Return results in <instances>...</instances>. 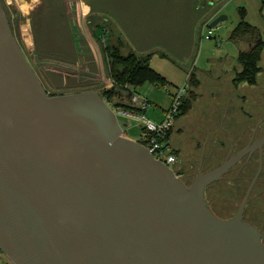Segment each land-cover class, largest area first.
<instances>
[{"label":"water","instance_id":"water-1","mask_svg":"<svg viewBox=\"0 0 264 264\" xmlns=\"http://www.w3.org/2000/svg\"><path fill=\"white\" fill-rule=\"evenodd\" d=\"M197 1L203 8L220 0ZM225 19L218 15L207 26ZM117 114L98 92L46 93L0 3V251L6 258L12 264H264L263 236L243 221L262 169L264 136L210 172L199 168L186 187L121 136ZM253 149L258 169L236 213L217 218L205 189Z\"/></svg>","mask_w":264,"mask_h":264},{"label":"rangeland","instance_id":"rangeland-1","mask_svg":"<svg viewBox=\"0 0 264 264\" xmlns=\"http://www.w3.org/2000/svg\"><path fill=\"white\" fill-rule=\"evenodd\" d=\"M61 1H54L55 3L60 2L61 5L56 4L57 6L53 5L52 8L56 9L57 14L64 11L69 29L67 32L69 37L67 36V38L71 42L73 40L76 48L73 56L74 58L77 57L81 65H63L55 62L59 59L44 58L42 56L39 59L36 57V60H39L37 63L32 53V47L27 46L21 40L22 38L18 36L19 29L17 26H22L24 20L21 21L22 17L17 12L14 2L12 0H0L10 16L11 28L16 35L13 34L15 41L20 45L24 57L40 84L51 96L80 92L100 93L113 85H109L111 79L107 75L106 57L103 51L105 48L102 47L104 43L96 42L90 34L93 22L97 23L99 21L100 24L105 25L109 45L117 49L121 55L129 53V51L125 40L118 31V26L113 24V18L119 20L125 33L140 50L146 49L151 53L163 52L173 61H178L174 53L190 52L192 59L186 63L181 62L182 68L189 66L187 69L183 68L184 70L176 67L170 63V60L166 59L162 60L154 57L149 62L150 67L156 72L173 80L176 88H180L186 82L185 72H191L193 82L195 80L198 82L197 85H191L194 95L192 100L195 101H193L192 108L185 115L178 118L177 123L174 125L175 131L178 130L175 134H172V132L170 134L172 146L178 148V151L176 150L178 153L176 175L180 176L179 179L183 183L187 181L190 184L196 177L199 169L198 162L201 158L204 159L205 156L207 158L210 154L214 156L210 160L204 159L200 168L201 173L210 172L221 164L227 153V147L226 137L222 136L220 128L223 127L224 129L226 126L229 127L231 123L235 124L236 122L239 123L241 129H243V126L264 125V121H260L262 120L261 114L264 113V55L261 63L262 73L259 75L256 85L236 89L230 83L231 70L236 65L238 50L245 46L242 44L235 45L229 41L230 33L239 23V9L243 8L245 10V21L250 26L258 29L264 39V20L259 13L260 0H220L212 6H204L203 8L199 6L197 0ZM42 2L44 3L45 0H42ZM81 2L91 5L92 12L98 11L102 16L98 17L92 14L90 19H79L76 4ZM53 15L55 17L56 14L53 13ZM218 15H224L226 19L213 29L205 28V24ZM193 22H195L193 30L194 46L186 47L188 45L186 42L187 35L185 34L187 32L186 26L191 27ZM208 30L211 31V38L205 40L203 36L206 35ZM101 37L105 39L106 35ZM69 48L70 45H68ZM190 49L191 51H189ZM79 53L83 54V57H80ZM66 57H72L71 53H67ZM219 59L225 61L223 68H220V63L213 61ZM38 64L43 66L38 67ZM46 66L59 67L68 73L76 72L81 78L78 77L79 79L76 80L71 77L55 75L59 73H53L52 69L44 68ZM92 68L94 76L89 74ZM194 68L200 70L199 74ZM98 76L102 78V82L97 81L96 77ZM174 89L171 88L170 93L175 92L176 89ZM132 94L139 101L149 103L143 115L146 120L155 124L162 121L163 116L160 110L171 102V94L169 96L168 91L155 85L143 84L135 88ZM110 107L112 108V106ZM114 112L118 113L115 110ZM127 114L130 116L117 114L122 129L121 136L125 139L130 137L135 141H139L144 123L134 118L138 116L136 113L128 112ZM254 114H258V116L253 120L252 115ZM261 129H264V127H261ZM254 171L255 168H252L249 173ZM232 173L234 172L231 171L225 177H222L219 183L208 187L204 193V200L208 203L210 210L222 220L230 219L229 217L236 213L242 199L239 194L243 196L252 177L242 180L241 190L237 191L235 188L232 190V186H234ZM245 221L254 225L264 238V176L258 182L250 197L246 208ZM3 262L12 264L6 256L0 264Z\"/></svg>","mask_w":264,"mask_h":264},{"label":"trees","instance_id":"trees-1","mask_svg":"<svg viewBox=\"0 0 264 264\" xmlns=\"http://www.w3.org/2000/svg\"><path fill=\"white\" fill-rule=\"evenodd\" d=\"M54 1L56 2L59 0H45L44 3L42 2V0H40L39 2L40 4H38L34 8V10L31 12L29 16V36L32 42V49H33L32 53L33 56L35 57L34 59L38 63L39 61L38 59L42 56L44 58L59 59V61H55V62L63 65H70V66L81 65L77 60L76 55H75L76 58H74L73 56V54H75L76 51V48L73 44V40L71 42V40L67 38V36L69 37V35H67L69 29L64 11H60V13L58 12L59 14H57L56 9L54 10L52 7L53 5L57 6L58 4H60V2L55 3ZM1 6L4 15L7 19V22L9 24V27L13 32L11 28L10 16L7 13V9L5 8V6H3V3H1ZM90 10L92 11L91 5H90ZM263 12H264V0H260L259 13L264 20ZM53 13L56 14L55 17ZM238 14H239V23L234 27V29L232 30L229 36V41L232 42L233 44L245 45L244 48L238 50L236 56V62H235L236 65L231 70L232 71L231 85L236 89L244 86L253 87L254 85L257 84V79L259 75L262 73L261 63L264 55V39L262 38V35L260 34L259 30L250 26L245 21L246 12L243 8L239 9ZM100 20L104 21L103 19ZM21 21H23V19ZM17 27L19 29L18 36L22 37L23 32L25 30V26L23 24L22 26L18 25ZM12 34L16 36L14 32ZM90 34L91 37L96 42L98 43L102 42L105 44V45L103 44L102 47L105 48L103 51L106 57L107 75L113 82V85L109 89L103 90L99 93L101 98L109 106H112V109H114L115 111L118 112L121 111L123 113L130 112L134 114L136 113L137 115H141L143 111L130 104V99L133 96L132 94L133 90L139 86H142L143 84H151L161 88H165L167 85L165 79L150 68L149 59L151 55L138 56L132 52H129L125 55L119 54L117 49L109 45V41H108L109 38L107 37L108 36L107 28L103 23L100 24L99 21L97 23L96 22L92 23V28H90ZM105 35H106L105 39L104 37H101ZM69 43H71L72 45ZM68 45H70L69 48L70 50L68 49ZM18 46L20 47V45ZM67 53H71L72 57H66ZM79 55L80 57H83V54L79 53ZM36 57H38L37 60ZM41 66L43 65L38 64V67ZM44 68L52 69V71H54L53 73H59L55 75H60V76L62 75L63 77H71L72 79H76V80L81 78V76H79L78 73L73 71L72 73L70 72L68 73L66 70H62L59 67L46 66ZM190 73L188 74V79L186 82L188 89L186 91V94L180 101V106L178 107V111L174 119V124L165 134V138L168 141L169 145L171 146L173 154L177 157V159H178L177 156L178 148L172 146L170 134L171 132L172 134H175V132L178 129L175 131L174 125L175 123H177L178 118L185 115L186 112L190 111L193 105L194 100L192 99L194 95L191 90V88H193L191 87V85L192 84L197 85L198 82L197 80L193 82L192 80L193 74ZM89 74L91 75L94 74L93 68L92 70L90 69ZM124 86H126L127 88H124ZM257 116L258 114L252 115L253 120ZM261 117L262 120L260 121L262 122L264 121V113L261 114ZM257 122H258V118H257ZM253 126L254 125L243 126V129H241L239 123L236 122L235 124L231 123L229 127L226 126L224 129L223 127L222 129L220 128V130L222 131L221 132L222 136L226 137L227 152L230 148L234 136L240 131H245V132L248 131ZM261 127H264V125H261ZM261 130L264 131V129ZM212 155L213 154H210L207 158L205 156L204 159L206 158L207 160H210V158L214 157ZM252 168L253 169L255 168L256 171L257 168L256 163H252L248 165L244 170L245 172H249ZM177 169H178V165H175L173 168L174 173L177 172ZM251 173L252 172H250V174ZM263 176H264V172L261 175L259 181L262 179ZM217 182L219 181L213 182L212 184H215ZM240 187H241V183H239V188ZM234 188L236 189V183H234V186H232V190ZM239 197H243L242 194H239ZM248 203L245 207V211L243 214V221L246 223H248L247 221H245V213H246V208L248 207ZM207 206L209 208V205ZM213 214L215 215V213ZM215 216L221 219L217 215Z\"/></svg>","mask_w":264,"mask_h":264},{"label":"built area","instance_id":"built-area-1","mask_svg":"<svg viewBox=\"0 0 264 264\" xmlns=\"http://www.w3.org/2000/svg\"><path fill=\"white\" fill-rule=\"evenodd\" d=\"M208 23L205 24V28H208ZM205 40L211 38V31L208 30L206 35L203 36ZM97 81L102 82L100 76L96 77ZM112 85L113 82L109 83ZM124 88H127L124 86ZM188 87L184 83L180 88H176L175 92L171 94V102L168 108L163 113V119L160 123L155 124L146 120L142 115H138L134 118L141 120L144 123V128L140 134L139 141L137 143L146 149L154 158V160L166 165L173 170V167L177 165L178 159L173 154L172 148L165 138L166 132L173 126L174 119L180 106V101L186 94ZM130 104L138 109L145 111L148 107V103L145 101H139L136 97L132 96ZM127 116H130L127 114ZM176 175V173H175ZM178 178L180 176L176 175Z\"/></svg>","mask_w":264,"mask_h":264},{"label":"crops","instance_id":"crops-1","mask_svg":"<svg viewBox=\"0 0 264 264\" xmlns=\"http://www.w3.org/2000/svg\"><path fill=\"white\" fill-rule=\"evenodd\" d=\"M13 2H14V4H15V6H16V9H17V12L20 14V16L22 17V19L24 20V26H25V30H24V32H23V35H22V39L21 40H23L24 41V43L27 45V46H29V47H32V42H31V38H30V36H29V16H30V14H31V12L34 10V8L39 4V2H40V0H12ZM26 6H27V8H26ZM76 9H77V14H78V17H79V19H90V16L92 15V14H95V15H97L98 17L99 16H102L98 11H95L94 13L90 10V6L89 5H86L85 3H83V2H81V3H78V4H76ZM113 24H115L116 26H118V31L120 32V35L123 37V39L125 40V42H126V44H127V47H128V51L129 52H132V53H134V54H136V55H138V56H144V55H151L150 56V59H149V62H150V60L152 59V58H154V57H157V58H160V59H162V60H164V59H166V60H170V63H172L173 65H175L176 67H178V68H182L181 66H182V64H181V62H183V63H186V62H188V61H190L192 58H191V54H190V52H186V53H183V51H182V53H174V54H176V56H177V60L178 61H173L172 59H169L168 58V56L165 54V53H163V52H161V53H151V51H149V50H146V49H143V50H140V49H138V47L135 45V43H134V41H131V38L125 33V31H124V29L121 27V25H120V23H119V20L117 19V20H115V18H113ZM194 23L195 22H193V24L191 25V27H188V25L186 26L187 27V32H185V34L187 35L186 36V42H187V46L186 47H193L194 46V39L195 38H193L194 37V32H193V30H194ZM108 37V36H107ZM234 47H235V45H234ZM187 50V49H186ZM189 51H191V49L189 50ZM155 55V56H154ZM237 56V55H236ZM155 60H157V59H155ZM213 61H215V62H217V63H220V68H223L224 67V65H225V61H222L221 59H219V60H213ZM150 66V65H149ZM189 66L187 65V66H184L183 68L184 69H187ZM226 67H228V66H226ZM153 71H155L152 67H150ZM182 68V69H183ZM183 69V70H184ZM196 71H198L197 73L199 74V71L200 70H197L196 68H194ZM156 72V71H155ZM225 72V71H224ZM157 74H159L158 72H156ZM190 72H188V73H186L185 72V77H186V82H187V79H188V74H189ZM202 74H204V73H202ZM160 76H162L164 79H165V81L167 82V85H166V87L165 88H163L165 91H168V93H169V96H170V94H173L172 92L170 93V89L171 88H175L176 89V85H175V82L173 81V80H170V78L169 77H165L164 75H162V74H159ZM92 76H94V75H92ZM185 82V83H186ZM230 83H231V79H230ZM174 89V90H175ZM173 91V90H172ZM148 103V102H147ZM148 105H149V103H148ZM168 106H169V103L168 104H166V106H164V108H161V113H162V116H163V113L165 112V110L168 108ZM121 112V111H120ZM143 115H144V111H143V113H142ZM129 115V114H128ZM128 140H131V141H133V142H137V141H135L134 139H132V138H130V137H126ZM169 139H170V137H169ZM178 164V163H177Z\"/></svg>","mask_w":264,"mask_h":264},{"label":"flooded vegetation","instance_id":"flooded-vegetation-1","mask_svg":"<svg viewBox=\"0 0 264 264\" xmlns=\"http://www.w3.org/2000/svg\"><path fill=\"white\" fill-rule=\"evenodd\" d=\"M264 136V131L261 130V126L259 124H256L254 125L251 129H249L248 131H240L238 132L233 140H232V143L230 145V148L228 150V152L226 153L223 161L221 162V164L225 161V160H229L233 157H235L236 155H238L239 153H241L242 151H244L245 149L249 150L251 148H253L256 143ZM259 151L257 149H253L251 151H248V153H246L244 156H242V158L235 164L233 165L222 177H225L227 174H229L231 171H233L234 173L233 174V178L232 180L234 181V183H236V190L240 191V188H239V183H241L242 180H247L249 179L251 176V179H250V182L251 180L253 179V177L255 176L256 174V171L258 169V165H259ZM202 162H203V159L201 158V160L198 162V167L201 168L202 167ZM252 163H256V171L251 175L249 172H245V168L252 164ZM220 164V165H221ZM219 165V166H220ZM261 172L249 194V197L247 199V202H246V205L249 201V198L251 197V195L253 194L254 192V189L255 187L257 186L258 182H259V179L261 177V175L263 174L264 172V144L262 145L261 147ZM215 169V168H214ZM201 170V169H200ZM221 177V178H222ZM220 178V179H221ZM180 181L182 182V180L180 179ZM219 181V180H218ZM249 182V184H250ZM183 183V182H182ZM186 187H188L189 185L187 181H184L183 183ZM248 184V186H249ZM247 186V188H248ZM247 188L246 190L244 191L243 193V197L247 191ZM205 193V191H204ZM242 197V199H243ZM241 199V201H242ZM240 201V203H241ZM207 203V202H206ZM208 205V204H207ZM240 205V204H239ZM245 205V207H246ZM239 207V206H238ZM245 207H244V211H245ZM238 209V208H237ZM244 214V212H243ZM233 217V216H232ZM231 219V218H230ZM251 225V224H250ZM253 226V225H252ZM262 240H264V238L262 237ZM4 254L0 251V262H2V259H4ZM6 264V262H3L2 264Z\"/></svg>","mask_w":264,"mask_h":264},{"label":"bare ground","instance_id":"bare-ground-1","mask_svg":"<svg viewBox=\"0 0 264 264\" xmlns=\"http://www.w3.org/2000/svg\"><path fill=\"white\" fill-rule=\"evenodd\" d=\"M26 8H27V6H26Z\"/></svg>","mask_w":264,"mask_h":264}]
</instances>
